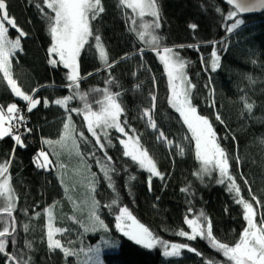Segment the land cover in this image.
Segmentation results:
<instances>
[{"label": "trees", "instance_id": "1", "mask_svg": "<svg viewBox=\"0 0 264 264\" xmlns=\"http://www.w3.org/2000/svg\"><path fill=\"white\" fill-rule=\"evenodd\" d=\"M6 4L17 28L26 33L21 49L11 58L12 76L40 103L29 112L27 102L11 92L0 73V107L15 103L25 123L20 135L23 147L11 135L0 139V163L10 162L6 176L14 198L15 222L12 232L11 221L7 217L0 220V225L9 226L12 232L4 237L6 249L0 253V264H14L8 255L20 264H76L75 255L50 249L45 237L48 210L54 209L58 225L83 219L81 212L71 210L67 193L95 204L105 227L84 234L80 248L88 250L99 244L103 264H231L207 239L189 240L178 235L180 231L191 232L186 217L193 219L203 212L211 221L213 237L234 246L247 222L235 192L228 191V180L220 183L219 170L203 171L196 158L191 132L169 103L163 63L151 45L139 40L133 31L132 20H137L139 30L140 18L120 0H101L103 11L90 18L92 35L77 57L78 82L70 87V69L49 63L52 58L58 60L48 53L52 41L47 17L53 15L51 10L42 0H6ZM156 4L160 28L153 34L160 38L159 47L172 48L186 62L185 73L195 85L191 89L192 105L211 123L240 197L252 203L256 211V224L264 223V9L247 16L237 12L229 19V13L236 10L221 0H156ZM143 19L151 22L153 18ZM236 19L243 23L229 33L227 28ZM7 35L15 39L18 32L10 26ZM96 36L106 61L100 58ZM214 49L220 56V67L213 72ZM105 90L116 95L123 109L121 126L129 136L139 138L141 148L147 150L161 173L152 176L150 186L151 174L123 154L120 140L127 137L113 128L104 137L98 129L104 144L101 150L87 130L84 105L99 111ZM69 96L73 98L66 106L55 103ZM245 103L252 104L251 111ZM145 109L151 111L155 129L149 125ZM69 115L75 146L69 141L67 149L54 141L62 135ZM161 132L166 140L158 139ZM39 151L49 155L51 164L46 168L36 165ZM102 165L109 169L107 176ZM72 172H77L76 177L88 175L86 196L79 194L76 180L70 182ZM120 207H127L158 240L188 248L181 249L178 256H165L160 245L148 249L136 244L115 227ZM201 223L206 221L201 218Z\"/></svg>", "mask_w": 264, "mask_h": 264}, {"label": "snow or ice", "instance_id": "2", "mask_svg": "<svg viewBox=\"0 0 264 264\" xmlns=\"http://www.w3.org/2000/svg\"><path fill=\"white\" fill-rule=\"evenodd\" d=\"M42 3L50 9L53 15L48 16L49 20V32L51 36V46L48 49V53L52 57L49 63L53 66L58 63L63 64L70 72L67 79L72 82L69 86L77 84L78 82V64L77 57L80 54L81 49L87 43L88 38L92 35L90 26V18L95 19L102 11L101 0H42ZM121 5L131 9L136 17L140 18L138 25L139 30L135 27L137 20L133 19L134 25L133 31H136V35L139 40L149 43L152 50L156 52L159 60L163 63L164 71L167 74L168 84L170 88L169 103L179 114L183 124L187 126V129L191 132V138L195 141L196 158L201 162L202 169L205 172H211L213 169H218L221 179L220 183H224L225 179L228 180V191L235 192L237 196L236 202L243 205L244 219L247 221V227L242 231L239 240L234 246H229L224 243L218 242L212 235L211 221L204 217L203 212L198 217L193 219L185 218V223L191 229V232L180 231L178 233L181 237H187L189 240H195L197 237L207 239L213 248L218 249L223 253V256L228 258L231 264H264V225L258 226L255 222L256 211L253 208L252 203L245 201L240 197L239 186L236 185L234 178L229 175V162L225 151L217 143L216 133L209 120L198 114L196 107L191 102V89L195 87L192 85L189 78L185 73L186 62L183 61L178 54L174 53L172 48L159 47V37L154 35L156 29L160 28L159 12L156 4V0H120ZM229 4L234 5L236 11L229 13V19L236 17L237 11L247 12L253 11L256 8H264V0H228ZM43 11V9H41ZM150 16L153 19L151 22H145L144 17ZM243 23L242 20L236 19L230 27L227 28L229 33L233 32ZM10 25L15 28L18 35L15 39H10L7 35L8 27ZM192 29L196 28V25H190ZM26 33L23 30L17 28L14 18H10L7 11L6 0H0V73L2 78L6 81L10 87L11 92L26 101L28 104V111H32L40 101L33 99L32 96L26 94L18 85L17 81L13 78L11 72V58L17 50L21 49V38ZM97 41V47L100 52V58L106 61V52L103 46L100 44V37H95ZM220 67V56L215 49L211 53V71H216ZM73 97H65L63 99H57L56 104L66 106L67 102ZM80 99H84L83 96ZM156 97H152V108H155ZM47 106V101H44ZM101 107L99 111H92L90 106L86 103L84 105V119L87 122V130L95 138L96 144L104 149V144L101 143V136L97 131L103 132L104 137L108 135V129H116L119 133L123 134L126 139H121L120 143L124 146V156L130 157L132 161L139 164V166L147 170L151 175L149 176V186L152 176H161V173L157 170L156 165L152 158L149 156L147 150L142 149L139 144V138L129 136L125 131V128L121 126L119 122V116L123 109L120 104L117 103L116 95L109 94L106 90L104 93V99L99 102ZM244 107L251 111L252 104L245 103ZM19 109L15 103L7 106L6 112L0 108V139L5 136H12L16 141V144L23 147V141L20 135H13L14 126L13 122H23L24 117L19 115ZM70 112H76L77 109H71ZM144 115L148 118L149 125L155 129L156 123L151 117V111L149 109L144 110ZM219 119V116H217ZM31 131V129H27ZM74 128L71 124V115L68 116V122L64 124V135L57 143L65 144L71 141L75 146V140L73 138ZM83 136V133L80 134ZM158 139H167L163 132L160 133ZM45 143H51V141H45ZM171 143V141H169ZM182 152V150H181ZM106 155V153H105ZM42 158V160H41ZM111 160V157H107ZM37 167L46 168L51 161L49 155L40 151L35 158ZM8 163H0V220L7 217L11 221V231H15V222L12 218L14 210V198L11 195V187L9 178L6 176L8 171ZM99 163V161H98ZM211 166V167H210ZM105 175H108L109 169L107 166L102 165ZM253 200L257 204L260 201L253 197ZM113 205L117 202L113 200ZM95 207V204H94ZM191 211V209H189ZM119 214L116 215L115 227L127 236L129 239L135 241L136 244L143 245L148 249H152L157 245L164 248L165 256H178L181 249L188 248L186 244L172 243L168 244L164 241L158 240L152 234V232L139 223L132 215L127 207H120L118 209ZM49 223L47 231L48 246L50 249H62L66 255H73L70 249L63 248L61 242L54 238L56 233L66 231L65 229L55 228L52 224V213L48 210ZM201 218L206 221V224L201 223ZM92 219L95 224H99L101 227H105L103 221L99 216L92 212ZM0 230V253L5 252L6 240L4 237L10 236L11 232L9 226H3ZM87 230V229H86ZM190 251H196L190 249ZM90 255L87 256L88 264H102L99 258L100 248H90L88 250ZM10 259L16 264L20 262L16 261V257L11 256Z\"/></svg>", "mask_w": 264, "mask_h": 264}, {"label": "rangeland", "instance_id": "3", "mask_svg": "<svg viewBox=\"0 0 264 264\" xmlns=\"http://www.w3.org/2000/svg\"><path fill=\"white\" fill-rule=\"evenodd\" d=\"M5 26L8 27L7 25H5ZM11 104H13V103H11ZM8 105H10V104H8ZM7 106L2 108L5 112L7 110ZM17 123H19V122L14 121L13 126H15V127L17 126V128H19L20 125H17ZM13 134L16 135V134H18V132L17 133L15 132ZM63 135H64V130L62 131V135L59 138H57L54 142L60 141ZM67 143H69V141L65 143V148L69 149L68 148L69 145ZM65 152L69 153L70 151H65ZM41 160H42V158H41ZM76 173L77 172L71 173L70 182L76 180V185H78V187L80 188L79 194L82 195V197L86 196L87 195L86 186H88V184H87L88 175L78 174V177H76L75 176ZM65 196H66V199L69 201V205H71V210L73 212L75 211V213L81 212L83 214V216L80 213H78V214L80 216H82L83 219H80V222L73 223L72 225H68V224L67 225H65V224L64 225H60V224L58 225V223L56 222V219H55L54 209H52L51 213H52V224H53V226L55 228H61V229L66 230V231H63L61 233H56L54 238L61 242L63 248L70 249L73 253H75L73 255H75V257L77 259L76 264H85V262L87 261V256L90 255V253L88 252L89 249L84 250V249L80 248L81 247V244H80L81 238L87 232H91V231H94L96 229H103L104 227H101L99 224L94 223V221L92 219V212L95 211V214H96V208L94 207V204L89 201L88 198L77 199L69 193L65 194ZM48 223H49V216H48V212H47L45 224H44L47 246H48V240H47ZM257 225L258 226L264 225V223L259 222ZM97 246L101 248V246L99 244H97ZM95 247L96 246H94L93 249ZM56 249H59V248H56ZM59 250L62 251L63 253H65L62 249H59ZM99 258L101 260L100 253H99ZM88 264H91V262L89 261Z\"/></svg>", "mask_w": 264, "mask_h": 264}, {"label": "water", "instance_id": "4", "mask_svg": "<svg viewBox=\"0 0 264 264\" xmlns=\"http://www.w3.org/2000/svg\"><path fill=\"white\" fill-rule=\"evenodd\" d=\"M223 3H225V4H227V5H229V6H231L232 8H234V5H232V4H229L228 3V0H221ZM235 9V8H234ZM264 8H256L255 10H253V11H247V12H239V11H237L240 15H243V16H247V15H254V14H257V13H259L260 11H262ZM236 10V9H235ZM9 15V14H8ZM9 17H10V15H9ZM11 18V17H10ZM7 25V24H6ZM8 27H10V25H7ZM13 232V231H12ZM11 232V233H12ZM10 255H8V258L10 259ZM14 264H16V262H14V261H12Z\"/></svg>", "mask_w": 264, "mask_h": 264}, {"label": "built area", "instance_id": "5", "mask_svg": "<svg viewBox=\"0 0 264 264\" xmlns=\"http://www.w3.org/2000/svg\"><path fill=\"white\" fill-rule=\"evenodd\" d=\"M19 115H22L21 114V111H19ZM17 125H20V127L19 128H17V126L15 127L14 126V133L16 132H18V135H21V133L24 131V125H25V123H24V119H23V122H19V123H17ZM17 135V134H16Z\"/></svg>", "mask_w": 264, "mask_h": 264}]
</instances>
